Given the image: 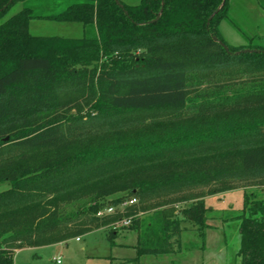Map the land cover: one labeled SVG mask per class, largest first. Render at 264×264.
<instances>
[{"label":"trees","instance_id":"trees-1","mask_svg":"<svg viewBox=\"0 0 264 264\" xmlns=\"http://www.w3.org/2000/svg\"><path fill=\"white\" fill-rule=\"evenodd\" d=\"M116 1L0 0V264L128 218L136 257L125 264H141L175 253L184 222L205 238L206 197L264 188V37L225 41L223 20L244 33L229 0L218 12L223 0ZM33 20L80 24L82 36H37ZM79 190L94 203L61 214L54 200ZM233 219L231 264H264V199L245 194Z\"/></svg>","mask_w":264,"mask_h":264},{"label":"rangeland","instance_id":"rangeland-1","mask_svg":"<svg viewBox=\"0 0 264 264\" xmlns=\"http://www.w3.org/2000/svg\"><path fill=\"white\" fill-rule=\"evenodd\" d=\"M117 1L127 5H136L140 2V0ZM231 3L230 16L244 33H240L228 21L223 20L219 28L225 41L231 46H244L248 38L251 39L252 44L260 43L259 39L264 34V10L257 0H231ZM20 10L21 4H16L8 11L5 19ZM30 31L37 36L70 38L82 36L80 24L45 20H33ZM35 126L36 122H32L30 129ZM6 138H9V135ZM4 139L2 138V141ZM7 188L8 184L0 185V191ZM88 191L79 190L67 197L55 199L61 214L71 215L81 211L84 207H89L92 201L94 203L95 195L92 196ZM245 194H255L256 198L264 199V188L236 189L206 197L204 203L210 210L209 224L214 228L206 231L205 238H199L192 231L193 227L184 222L181 238L174 242L175 253L159 257L145 256L141 259V264H231L239 242L238 222L233 218L241 213ZM120 196H122L120 193L114 195V197ZM191 203L188 201L172 204L173 213L180 217V211ZM150 213L149 210H144L140 216L146 218ZM128 227L117 226L116 222H111L107 225L93 227L89 233L80 236L79 241L72 238L65 243L51 246L25 247L15 253L13 264H56L54 260L59 257L61 264H125L126 260L136 257L134 246L137 234ZM111 229L117 232L115 246H111L107 240Z\"/></svg>","mask_w":264,"mask_h":264},{"label":"built area","instance_id":"built-area-1","mask_svg":"<svg viewBox=\"0 0 264 264\" xmlns=\"http://www.w3.org/2000/svg\"><path fill=\"white\" fill-rule=\"evenodd\" d=\"M138 204L137 199L135 198H131L126 200L125 202H123L121 205H119L117 208L115 207H107L104 210L98 212L97 217H102L104 215H112L116 212V210L118 209V211L122 212L124 209L131 207V206H135ZM132 218H128L123 220L121 223H118L117 226L122 225V226H129L131 224ZM77 241L80 240V238L76 239ZM54 262L56 264H61V258H57L54 260Z\"/></svg>","mask_w":264,"mask_h":264},{"label":"water","instance_id":"water-1","mask_svg":"<svg viewBox=\"0 0 264 264\" xmlns=\"http://www.w3.org/2000/svg\"><path fill=\"white\" fill-rule=\"evenodd\" d=\"M225 1H226V0H223L222 5L219 7V9L217 10V12L220 11L221 8L224 6ZM116 2H117V4H118L119 6H121V4H120L118 1H116ZM213 16H214V15H212V16L210 17L209 22L212 20ZM159 17H160V16H158V17H157L154 21H152V22H156V21H158V20H159ZM213 41L216 42V43H218V44H219V45H220L225 51L229 52L228 47H227L223 42L219 41V40H218L217 38H215V37H213ZM243 52L247 53V52H256V51H254V50H244ZM7 140H8V138H5V139H4V141H7Z\"/></svg>","mask_w":264,"mask_h":264},{"label":"crops","instance_id":"crops-1","mask_svg":"<svg viewBox=\"0 0 264 264\" xmlns=\"http://www.w3.org/2000/svg\"><path fill=\"white\" fill-rule=\"evenodd\" d=\"M231 6H232V3H231V0H229V14L231 13ZM262 37H264V34H263ZM76 239H77V238H76ZM17 251H18V250H17ZM17 251H16V252H17ZM16 252H15V253H16Z\"/></svg>","mask_w":264,"mask_h":264}]
</instances>
